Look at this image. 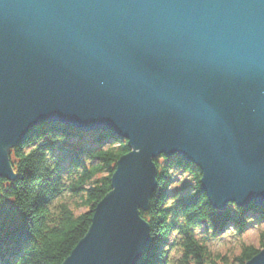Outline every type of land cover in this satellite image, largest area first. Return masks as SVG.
<instances>
[{"label":"water","instance_id":"1","mask_svg":"<svg viewBox=\"0 0 264 264\" xmlns=\"http://www.w3.org/2000/svg\"><path fill=\"white\" fill-rule=\"evenodd\" d=\"M53 123L130 149L62 264H140L161 156L216 209L264 207V0H0V178Z\"/></svg>","mask_w":264,"mask_h":264},{"label":"trees","instance_id":"2","mask_svg":"<svg viewBox=\"0 0 264 264\" xmlns=\"http://www.w3.org/2000/svg\"><path fill=\"white\" fill-rule=\"evenodd\" d=\"M129 151L112 131L58 123L29 130L8 151L15 178L0 179V264H62ZM153 161L157 188L139 212L150 233L140 264H245L264 248V208L214 209L194 165L177 155Z\"/></svg>","mask_w":264,"mask_h":264},{"label":"bare ground","instance_id":"3","mask_svg":"<svg viewBox=\"0 0 264 264\" xmlns=\"http://www.w3.org/2000/svg\"><path fill=\"white\" fill-rule=\"evenodd\" d=\"M73 128V127H72ZM81 131V130H80ZM84 132V131H83ZM115 135V134H114ZM116 136V135H115ZM116 137H118V136H116ZM118 138H120V137H118ZM10 150V149H9ZM8 150V151H9ZM174 156V155H173ZM172 157V156H171ZM179 157V156H178ZM159 158V157H158ZM166 158H168V157H166ZM181 158V157H180ZM8 159H9V157H8ZM185 161V160H184ZM9 163H10V161H9ZM191 164V163H190ZM193 165V164H192ZM156 177H157V175H156ZM0 179H2V178H0ZM5 180V179H4ZM10 181H12V180H10ZM202 193L204 194V192L202 191ZM204 196H205V194H204ZM206 197V196H205ZM207 199V198H206ZM208 201V200H207ZM209 202V201H208ZM210 203V202H209ZM210 205L214 208V206L210 203ZM234 206V207H237L236 205H234V204H228L226 207H225V209L228 207V206ZM248 205H253L252 203H250V204H247V205H245V206H241V207H239V208H245V207H247ZM148 206H149V203H148ZM254 207H258V206H256V205H253ZM259 208H264V207H259ZM214 209H216V208H214ZM224 209V210H225ZM217 210H220V209H217ZM221 211H223V210H221ZM223 249V248H222ZM264 249V248H263ZM263 249H261L260 251H262ZM223 250H225V249H223ZM259 251V252H260ZM258 252V253H259ZM143 254H144V252H143ZM143 254H142V257H143ZM256 256V255H255ZM254 256V257H255ZM252 259V258H251ZM141 260H142V258H141ZM141 263V262H140Z\"/></svg>","mask_w":264,"mask_h":264},{"label":"rangeland","instance_id":"4","mask_svg":"<svg viewBox=\"0 0 264 264\" xmlns=\"http://www.w3.org/2000/svg\"><path fill=\"white\" fill-rule=\"evenodd\" d=\"M253 236H254V233H249L248 234V241L253 242Z\"/></svg>","mask_w":264,"mask_h":264}]
</instances>
